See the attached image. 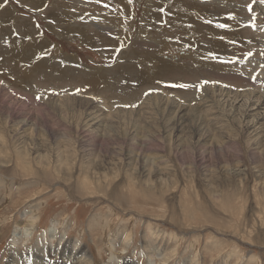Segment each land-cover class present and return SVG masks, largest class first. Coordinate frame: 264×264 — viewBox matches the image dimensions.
I'll return each mask as SVG.
<instances>
[{
  "label": "rangeland",
  "instance_id": "rangeland-1",
  "mask_svg": "<svg viewBox=\"0 0 264 264\" xmlns=\"http://www.w3.org/2000/svg\"><path fill=\"white\" fill-rule=\"evenodd\" d=\"M83 1L0 0V264H264V0Z\"/></svg>",
  "mask_w": 264,
  "mask_h": 264
},
{
  "label": "bare ground",
  "instance_id": "bare-ground-1",
  "mask_svg": "<svg viewBox=\"0 0 264 264\" xmlns=\"http://www.w3.org/2000/svg\"><path fill=\"white\" fill-rule=\"evenodd\" d=\"M83 1V0H82ZM223 1V0H222ZM84 2V1H83ZM83 2H81V3H83ZM217 4V3H216ZM263 4V3H262ZM84 5V4H83ZM82 5V6H83ZM227 5V4H226ZM258 6H260V5H258ZM110 9V8H109ZM260 10H261V8H260ZM223 12V11H222ZM264 14V13H263ZM217 19V18H216ZM110 20V19H109ZM237 30V29H236ZM261 31H262V33L264 32V29H261ZM128 32V31H127ZM204 37V36H203ZM233 37V36H232ZM188 38V37H187ZM190 38V37H189ZM195 40V42H196V39H194ZM203 41V40H202ZM161 42V41H160ZM204 42H206V41H204ZM164 44V43H163ZM235 44V43H234ZM158 45V44H157ZM190 45V44H189ZM226 47V46H225ZM224 47V48H225ZM255 47V46H254ZM132 48V47H131ZM200 52V51H199ZM193 53H195V52H193ZM199 54V53H198ZM244 55V54H243ZM196 58V57H195ZM257 62L255 63L259 68H263L262 70L263 71H261V72H259L260 74L258 75L259 77H261L262 78V81L264 82V56H258L257 58ZM128 62V61H127ZM163 64V63H162ZM164 65V64H163ZM162 66V65H161ZM172 66V65H171ZM256 66V67H257ZM257 67V68H258ZM168 69V68H167ZM228 69V68H227ZM232 69V68H231ZM165 72V71H164ZM164 72H163V74H164ZM167 73V72H166ZM48 75V74H47ZM254 80V79H253ZM256 80H257V78H256ZM258 82V81H257ZM212 87H214V86H212ZM211 87V89L210 88H207L206 90H204L205 92H204V94L203 95H201L200 97H202L203 98V106L204 105H209V103H212L211 105H220V102H221V100L223 101L225 98H228V99H231V100H228V101H237L239 98H242V100L244 99V103H245V108H246V110H245V114L246 115H248V114H250V112H252V111H256L257 109H259L261 106H263L264 105V97H262V96H259V98H256L257 99V102H255L256 100H252V99H254V94L255 93H253V92H247L245 95H244V93H240L239 95L238 94H234L233 96H230L231 94H232V92H230V90H224V89H222V87H218V88H216L217 90H219V92H220V95H215V92H216V90H214V88H212ZM263 90V89H262ZM203 91V90H202ZM259 94V93H258ZM254 95V96H253ZM5 98V97H4ZM222 98V99H221ZM152 99H153V97H152ZM151 99V100H152ZM7 100V99H6ZM6 100L4 99V100H2V99H0V114H3V115H6V119H11L12 121L13 120H17V122H18V120L19 119H21L23 116V118H22V121H19V124L21 125V126H27V124L30 122V116L31 115H29V114H27L26 115V113H25V111H24V109L25 108H23V109H15V108H11V109H13V110H6V104L7 103H5L6 102ZM202 100V99H201ZM10 101V100H9ZM149 101V100H148ZM157 101V100H156ZM155 101V102H156ZM169 101V100H168ZM163 102V101H162ZM168 103V102H167ZM225 103V102H224ZM149 104H151V103H149ZM160 104V103H159ZM22 105H23V103H22ZM179 105V104H178ZM177 105V106H178ZM210 105V106H211ZM244 105V104H243ZM256 105H257V108L255 109V107H256ZM151 106H153V105H151ZM176 106V110L174 111L175 112V114H177V116L179 117V120L178 121H183V120H185L184 118L186 117L185 115H186V113H185V111H186V108H188V107H185V106H182V105H180V106H178L177 107ZM24 107V106H23ZM161 107H163V106H161ZM160 107V108H161ZM185 107V108H184ZM165 110H167L168 111V113L170 114V113H172L173 112V110H174V108H175V105H172L171 104V106H169V104H167V105H165V107H163ZM207 108V107H206ZM210 108V107H209ZM243 108V107H242ZM163 109V110H164ZM197 110V109H196ZM196 110H193V111H196ZM30 111V110H29ZM161 111V110H160ZM25 115H26V117H25ZM2 116V115H1ZM31 120H32V118H31ZM14 121V122H15ZM95 121V119H93V118H87L86 119V123H84L85 124V126H87V127H90V126H93L94 124L96 125L97 123L96 122H98V121H96V122H94ZM254 121V120H253ZM93 122V123H92ZM38 123V122H37ZM255 123H256V125H257V123H258V121L257 120H255ZM20 126V127H21ZM48 129V128H47ZM47 131V130H46ZM50 132V131H49ZM67 132V131H66ZM68 133V132H67ZM66 135H69V134H66ZM63 137H65L64 135H63ZM31 224V223H30ZM54 235V234H53ZM53 237V236H52ZM49 238V237H48ZM50 238H51V236H50ZM51 241V240H50ZM53 242V241H52ZM51 243V242H50ZM49 243V244H50ZM83 250V249H82ZM55 252H56V254H57V256H59V259H61L62 261H61V263H63V264H75L76 262H77V260L78 259H80L81 257H83L82 256V252L79 250L78 252L76 251V253H74V254H72V257H71V259H69V255H71V253H70V251H68V247H67V244L65 243V245H63L61 248L60 247H58V246H56L55 247ZM195 256H196V254H194ZM40 256V254H37V255H34V256H31L30 258H32V260L31 261H29V260H27L26 259V261L27 262H29L30 264H33L34 263V261H37V263H39V261H41L40 259H38V258H36V257H39ZM40 257H43V256H40ZM85 258V257H84ZM193 259V258H192ZM65 261V262H64ZM195 261V260H194Z\"/></svg>",
  "mask_w": 264,
  "mask_h": 264
},
{
  "label": "snow or ice",
  "instance_id": "snow-or-ice-1",
  "mask_svg": "<svg viewBox=\"0 0 264 264\" xmlns=\"http://www.w3.org/2000/svg\"><path fill=\"white\" fill-rule=\"evenodd\" d=\"M229 19H231V17H229ZM217 28H220V29H224V28H226L227 27V25L226 24H218L217 26H216ZM204 83H207V81H205ZM168 87H175V88H181V89H184V88H188L189 87V85H187V84H171V85H167Z\"/></svg>",
  "mask_w": 264,
  "mask_h": 264
}]
</instances>
